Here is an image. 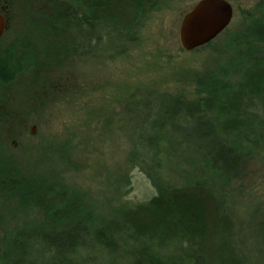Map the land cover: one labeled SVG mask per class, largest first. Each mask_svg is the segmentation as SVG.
Returning <instances> with one entry per match:
<instances>
[{
	"label": "trees",
	"instance_id": "trees-1",
	"mask_svg": "<svg viewBox=\"0 0 264 264\" xmlns=\"http://www.w3.org/2000/svg\"><path fill=\"white\" fill-rule=\"evenodd\" d=\"M61 1L79 10L63 22L65 53L104 63L166 0ZM243 14L222 32V61L197 76L193 98L136 90L125 99L118 115L131 128H118L128 166L153 189L147 199L98 213L43 174L0 171L1 190L34 216L4 230L0 264H248L231 208L244 167L264 156V0ZM24 47L0 48V83L38 68Z\"/></svg>",
	"mask_w": 264,
	"mask_h": 264
},
{
	"label": "rangeland",
	"instance_id": "rangeland-1",
	"mask_svg": "<svg viewBox=\"0 0 264 264\" xmlns=\"http://www.w3.org/2000/svg\"><path fill=\"white\" fill-rule=\"evenodd\" d=\"M197 1L166 0L143 20L123 54L95 63L68 56L61 47L70 36L64 20L79 14L71 4L0 0L7 20L0 48L19 44L17 56L28 46L39 63L0 83V171L43 174L66 189L85 193V206L98 213L118 201L147 199L153 189L139 169L128 166V147L118 128L128 130L132 122L118 113L136 90L193 98L197 76L222 61L223 33L195 50L181 47L182 16ZM257 1L231 2L228 29L238 27L243 12ZM165 176L178 183L171 174ZM237 188L231 211L243 253L248 264H264V156L244 167ZM26 212L15 193L0 188V237L4 230L34 218Z\"/></svg>",
	"mask_w": 264,
	"mask_h": 264
},
{
	"label": "water",
	"instance_id": "water-1",
	"mask_svg": "<svg viewBox=\"0 0 264 264\" xmlns=\"http://www.w3.org/2000/svg\"><path fill=\"white\" fill-rule=\"evenodd\" d=\"M233 5L227 0H198L182 16L179 41L185 51L209 44L230 24ZM5 16L0 13V38L6 30Z\"/></svg>",
	"mask_w": 264,
	"mask_h": 264
},
{
	"label": "flooded vegetation",
	"instance_id": "flooded-vegetation-1",
	"mask_svg": "<svg viewBox=\"0 0 264 264\" xmlns=\"http://www.w3.org/2000/svg\"><path fill=\"white\" fill-rule=\"evenodd\" d=\"M1 12H2V14H3L4 16H6V15H5V12H6V7H5V6H4V7H1ZM1 12H0V13H1ZM5 20H6V18H5ZM6 25H7V20H6ZM6 31H7V30L4 31L2 37L4 36V34L6 33ZM2 37H1L0 39H2Z\"/></svg>",
	"mask_w": 264,
	"mask_h": 264
}]
</instances>
